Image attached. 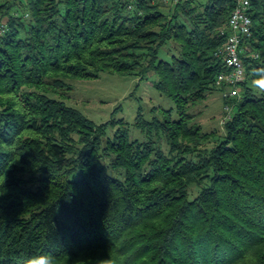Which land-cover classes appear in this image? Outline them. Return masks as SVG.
<instances>
[{"label": "trees", "instance_id": "16d2710c", "mask_svg": "<svg viewBox=\"0 0 264 264\" xmlns=\"http://www.w3.org/2000/svg\"><path fill=\"white\" fill-rule=\"evenodd\" d=\"M234 6L0 0V264L46 253L55 264H264V89L253 83L264 76V0L251 2L224 136L188 113L224 70L215 53ZM103 72L155 75L179 118L140 110L145 140H132L123 119L96 124L63 101L68 80Z\"/></svg>", "mask_w": 264, "mask_h": 264}, {"label": "rangeland", "instance_id": "374dc122", "mask_svg": "<svg viewBox=\"0 0 264 264\" xmlns=\"http://www.w3.org/2000/svg\"><path fill=\"white\" fill-rule=\"evenodd\" d=\"M175 52L172 44L166 45L165 50L162 49L160 52V58L169 61L171 54ZM155 80V75L140 78L107 72L101 73L97 79H72L67 81L71 90L64 92L63 101L96 124L105 123L112 118L123 119L128 124L131 139L143 141L145 135L135 126L140 110L147 120L153 117L161 119L159 109L171 110L172 119L179 118L174 102L153 86ZM54 97L59 99L58 96ZM230 101L229 104L233 106L234 103ZM224 106L222 91L215 85V89L207 94L205 101L190 108L188 113L194 116L193 122L200 126L202 132H215L216 137H222L224 124L221 121L225 117ZM215 141L216 138L205 144L204 148H211ZM163 147L166 149L165 144ZM196 191L197 189L192 190L194 194Z\"/></svg>", "mask_w": 264, "mask_h": 264}, {"label": "built area", "instance_id": "2783aa9c", "mask_svg": "<svg viewBox=\"0 0 264 264\" xmlns=\"http://www.w3.org/2000/svg\"><path fill=\"white\" fill-rule=\"evenodd\" d=\"M128 3V7L133 8L138 0H123ZM191 0H161V3L170 9L179 4L187 3ZM252 0H234V8L228 18L226 27L222 30L221 35L226 37L224 45L215 53L221 59L224 70L216 77V86L221 89L222 97L226 100H235L241 96V84L245 80V65L243 56L249 50L246 41L252 34V17H251ZM7 31V26L0 23V33ZM234 106L229 103L225 104V117L222 124H226L232 117Z\"/></svg>", "mask_w": 264, "mask_h": 264}, {"label": "clouds", "instance_id": "9594fccd", "mask_svg": "<svg viewBox=\"0 0 264 264\" xmlns=\"http://www.w3.org/2000/svg\"><path fill=\"white\" fill-rule=\"evenodd\" d=\"M253 83L259 86L261 89H264V76H262L260 79L253 81ZM55 262H56V257L46 253V254L33 255L27 258L25 264H55Z\"/></svg>", "mask_w": 264, "mask_h": 264}]
</instances>
